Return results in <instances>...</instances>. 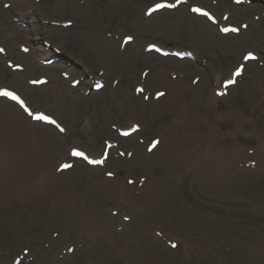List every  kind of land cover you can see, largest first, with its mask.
Wrapping results in <instances>:
<instances>
[{"label": "rangeland", "instance_id": "1", "mask_svg": "<svg viewBox=\"0 0 264 264\" xmlns=\"http://www.w3.org/2000/svg\"><path fill=\"white\" fill-rule=\"evenodd\" d=\"M157 1L0 0L6 52L0 51V87L65 126L63 132L35 123L0 96V141L19 127L36 150L21 146L12 169L43 180L28 194L0 181V264L21 254L20 264H264V0L243 7L233 0H166L178 6L146 16ZM193 4L218 17L228 12L224 24L250 27L222 36L190 13ZM67 20L72 26L62 25ZM125 35L134 41L122 47ZM45 42L63 57L43 73L41 60L20 47L55 56ZM149 42L191 50L196 58L148 52ZM249 50L260 60L216 94ZM8 60L28 72L12 71ZM42 75L51 85L30 84ZM72 78L81 79L79 89L70 86ZM94 79L105 87L85 94ZM159 91L168 95L154 99ZM133 123L141 131L120 137L118 129ZM153 138L159 143L148 151ZM106 141L118 145L103 167L77 160L58 171L72 159L70 148L100 156Z\"/></svg>", "mask_w": 264, "mask_h": 264}, {"label": "bare ground", "instance_id": "2", "mask_svg": "<svg viewBox=\"0 0 264 264\" xmlns=\"http://www.w3.org/2000/svg\"><path fill=\"white\" fill-rule=\"evenodd\" d=\"M165 10V9H164ZM162 11V10H161ZM159 11V12H161ZM159 12H155L154 14H152V16H154L155 14H158ZM196 17V16H194ZM199 19L203 20L204 17L199 16ZM249 29V27L247 28ZM231 34H228L226 36H230ZM187 61V60H186ZM219 76L215 75V80H218ZM49 83H46V85H42L41 87H37V88H43L46 86H49ZM168 95V93H167ZM10 120L7 122L9 123ZM6 123V124H7ZM35 123H39L41 125H46V124H42L40 122H35ZM5 125V124H4ZM19 129V127H18ZM18 129H17V135L12 136L11 134H6L4 136H1L2 138L4 137L3 141H0V181L3 183L4 188L12 190L14 193L16 192H22L24 194H28L29 192L35 191L37 189L38 186V190H40L43 180L42 177L39 176V178L33 173V176L30 174L31 172H24L22 169H20L19 171H16L12 169L13 164H14V159L16 157V155L18 154V150H25V148H20L21 146H26L29 151L34 152L36 151L34 148L30 149V146L32 145V147L34 146L32 144V141L29 139V136L24 138H20L19 134H18ZM24 134V133H22ZM13 146H16L17 150H13L12 148ZM11 149V151H10ZM22 152L24 151H20V154H23ZM15 153V154H13ZM30 154V153H29ZM15 166V165H14ZM17 168V167H16ZM15 172V173H14ZM32 176V181H30L29 183H27V181H24V179L26 177H30ZM35 176V178H34ZM39 183V185H38ZM157 186V185H154ZM6 190V191H9ZM157 199L160 197L159 195Z\"/></svg>", "mask_w": 264, "mask_h": 264}, {"label": "snow or ice", "instance_id": "3", "mask_svg": "<svg viewBox=\"0 0 264 264\" xmlns=\"http://www.w3.org/2000/svg\"><path fill=\"white\" fill-rule=\"evenodd\" d=\"M237 2H239V0H237ZM159 7H163V5H160ZM195 11H199V10H198V9H195ZM225 31H227V29H226ZM233 31H236V30L233 29ZM0 51H3V50L0 49ZM246 58H247V57H246ZM239 74H240L239 72L236 73V75H239ZM234 82H235L234 80H230V81H228L229 84H232V83H234ZM0 94H2V95H7V93H0ZM159 95H163V93H160ZM13 99H16V97H13ZM36 118H37V119H43V117H36ZM157 143H158V141L155 142V143H153L152 147L149 148V151H151L152 148H155ZM73 155H77V156H79V155H83V154H82V153H79V152H74ZM94 163H102V161H94ZM62 167H63V168H69V167H71V165H69V164H64ZM173 247H175V245H173Z\"/></svg>", "mask_w": 264, "mask_h": 264}]
</instances>
